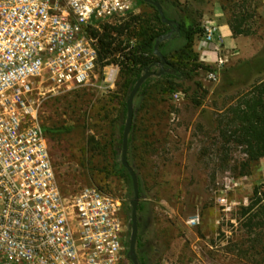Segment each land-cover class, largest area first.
I'll list each match as a JSON object with an SVG mask.
<instances>
[{"label":"rangeland","instance_id":"374dc122","mask_svg":"<svg viewBox=\"0 0 264 264\" xmlns=\"http://www.w3.org/2000/svg\"><path fill=\"white\" fill-rule=\"evenodd\" d=\"M171 1L202 29L216 18L229 27L233 14L241 13L246 20L244 28H249L251 35L240 36L241 45L227 50V62L215 68L217 82L201 75L208 95L200 107L193 106L181 90L162 94L156 88L158 83H151L144 92L141 109L134 111L133 105L127 162L139 193L136 262L264 264V229L248 228L246 218L240 215L253 188L264 184L259 163L251 165L249 176L240 177L246 160L243 148L226 144L218 131L224 110L264 79V73L246 75L244 66L264 60V0ZM155 13L144 3L133 15L150 18ZM196 46L195 41L193 53L203 63ZM157 70L158 65L154 73ZM228 75L234 86L224 83ZM186 84L192 86L191 82ZM122 101L119 74L108 84L97 70L86 86L46 93L40 121L51 131L46 141L61 192L68 196L92 186L121 203L124 253L130 264L126 252L133 189L112 171L111 135ZM122 119L125 122L126 116Z\"/></svg>","mask_w":264,"mask_h":264},{"label":"built area","instance_id":"2783aa9c","mask_svg":"<svg viewBox=\"0 0 264 264\" xmlns=\"http://www.w3.org/2000/svg\"><path fill=\"white\" fill-rule=\"evenodd\" d=\"M135 8V0H0V264H127L121 203L92 186L61 192L40 108L46 93L91 83L92 32ZM202 30L198 48L212 45L222 67L218 27ZM118 73V64L102 69L108 84ZM206 79L217 82L216 70Z\"/></svg>","mask_w":264,"mask_h":264},{"label":"trees","instance_id":"16d2710c","mask_svg":"<svg viewBox=\"0 0 264 264\" xmlns=\"http://www.w3.org/2000/svg\"><path fill=\"white\" fill-rule=\"evenodd\" d=\"M151 1L161 6L165 19L171 21L173 25L168 26L162 23L156 11L155 15L150 18L142 15H129L120 23L103 25L101 32H92V36L97 39V70L99 73H102L105 66L119 65L118 74L123 101L119 104L120 117L113 122L111 149L114 162L112 171L131 188V177L121 163L122 137L125 127L122 118L126 116V99L138 79L146 71L154 73L155 64L161 62L155 54L156 42L161 36L169 35L173 30L170 39L160 42L157 47V52L165 60L164 73L159 78L149 77L142 84L133 102L134 111L135 108L136 110L141 109L144 92L151 87V83H158L156 88L166 95H172L181 90L180 92L188 96L193 106L200 107L201 101L208 95V91L205 90L200 80L201 75L206 76L207 73L215 71V67L199 62L198 56L193 53L195 41L203 34L202 28H199L196 21L188 17L186 11L176 2ZM142 4H144L142 0H135L136 7ZM245 22L243 14H233L229 21V29L233 37L251 35L249 28H244ZM244 66L246 75L260 76L264 73V60L255 64L247 62ZM196 78L197 80H194ZM224 79H226L224 81L226 86H234L231 76L228 75ZM187 82H191L192 86L187 85ZM223 113L224 116L220 117L222 119L218 126L219 135L226 144L243 148L246 160L241 167L243 172L239 175L240 177L249 176L251 165L257 164L260 159L264 158V79L254 84L248 92L240 95L235 103L228 106ZM223 117H225L224 121ZM43 130L45 136L47 132L51 133L44 127ZM132 130L131 127L130 131ZM131 143L130 135L127 140L128 154ZM240 215L246 218L248 228L255 226L258 229H264V184L253 188L248 205L241 208ZM130 264L133 263L130 261ZM141 264L145 262L142 260Z\"/></svg>","mask_w":264,"mask_h":264},{"label":"water","instance_id":"95a60500","mask_svg":"<svg viewBox=\"0 0 264 264\" xmlns=\"http://www.w3.org/2000/svg\"><path fill=\"white\" fill-rule=\"evenodd\" d=\"M142 2L147 3L156 9L162 23L168 26L173 25L171 21H168L165 19L163 10L158 3L153 2L151 0H142ZM175 26L178 29V25L176 24ZM172 34H173V30L170 31L169 35L161 36L159 40L156 42L155 54L156 56L160 58L161 62L155 65H158L160 67V70L157 73H150L146 71L138 79V81L134 85L126 101V121H125L123 137H122L121 163H122V166L128 171L131 177L132 189H133V200L131 202V236H130L129 248H128V256H129L130 261L133 264H137L136 256H135V244H136V238H137V213L136 211H137L138 197H139L136 176L127 162V140H128V136L131 130L132 122H133V101L140 87L149 77H152V76L160 77L164 73L163 66L165 64V60L160 55V53L157 52V47L160 42L170 39Z\"/></svg>","mask_w":264,"mask_h":264},{"label":"crops","instance_id":"0c3cea01","mask_svg":"<svg viewBox=\"0 0 264 264\" xmlns=\"http://www.w3.org/2000/svg\"><path fill=\"white\" fill-rule=\"evenodd\" d=\"M211 22L216 24V26L218 27L219 35L221 37L220 42L222 45L221 51L223 53V57L226 54L227 50H231L232 48L241 45L243 39L240 36L233 37L228 25L226 23L221 22L220 18H216L215 20L213 19V21ZM196 48L199 53V57L201 58V61L206 65L215 67V56L212 52V45L201 48H198V46H196ZM258 163L259 171L263 178L262 181H264V158L260 159Z\"/></svg>","mask_w":264,"mask_h":264},{"label":"flooded vegetation","instance_id":"af4514ba","mask_svg":"<svg viewBox=\"0 0 264 264\" xmlns=\"http://www.w3.org/2000/svg\"><path fill=\"white\" fill-rule=\"evenodd\" d=\"M137 222H138V220H137ZM124 225H125V223H124Z\"/></svg>","mask_w":264,"mask_h":264}]
</instances>
